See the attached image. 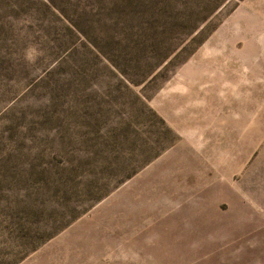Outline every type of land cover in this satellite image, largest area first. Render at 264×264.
Returning a JSON list of instances; mask_svg holds the SVG:
<instances>
[{"label": "rangeland", "instance_id": "rangeland-1", "mask_svg": "<svg viewBox=\"0 0 264 264\" xmlns=\"http://www.w3.org/2000/svg\"><path fill=\"white\" fill-rule=\"evenodd\" d=\"M0 264H264V0H0Z\"/></svg>", "mask_w": 264, "mask_h": 264}]
</instances>
